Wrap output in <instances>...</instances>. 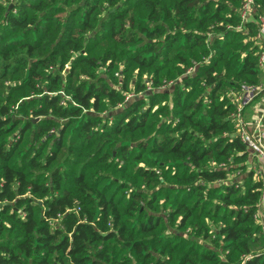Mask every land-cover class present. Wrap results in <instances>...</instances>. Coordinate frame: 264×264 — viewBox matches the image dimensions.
Wrapping results in <instances>:
<instances>
[{
  "label": "trees",
  "instance_id": "16d2710c",
  "mask_svg": "<svg viewBox=\"0 0 264 264\" xmlns=\"http://www.w3.org/2000/svg\"><path fill=\"white\" fill-rule=\"evenodd\" d=\"M245 2L0 0V264H264Z\"/></svg>",
  "mask_w": 264,
  "mask_h": 264
},
{
  "label": "built area",
  "instance_id": "2783aa9c",
  "mask_svg": "<svg viewBox=\"0 0 264 264\" xmlns=\"http://www.w3.org/2000/svg\"><path fill=\"white\" fill-rule=\"evenodd\" d=\"M253 0H246L242 7V17H244L251 9ZM259 32L258 36H263L264 38V13L259 16ZM260 64H264V51L260 55ZM264 87V86H262ZM259 92L258 88L247 87L243 93L235 96V101L237 102L236 110L231 113L234 120L238 122L239 125V136L240 139L246 143L249 147L251 153L257 158L255 165L256 172H259L263 179V186L260 195L259 212L254 214L256 219L261 220L260 214L264 215V123L257 129L256 132L251 133L244 126V106L252 101V98Z\"/></svg>",
  "mask_w": 264,
  "mask_h": 264
},
{
  "label": "crops",
  "instance_id": "0c3cea01",
  "mask_svg": "<svg viewBox=\"0 0 264 264\" xmlns=\"http://www.w3.org/2000/svg\"><path fill=\"white\" fill-rule=\"evenodd\" d=\"M264 72V66H263ZM264 86V73L263 85ZM264 123V91L258 94L254 100L244 106V126L245 128L254 133ZM254 156V155H253ZM257 160V158H256Z\"/></svg>",
  "mask_w": 264,
  "mask_h": 264
},
{
  "label": "rangeland",
  "instance_id": "374dc122",
  "mask_svg": "<svg viewBox=\"0 0 264 264\" xmlns=\"http://www.w3.org/2000/svg\"><path fill=\"white\" fill-rule=\"evenodd\" d=\"M248 14V13H247ZM247 14L244 16V17H246L247 16Z\"/></svg>",
  "mask_w": 264,
  "mask_h": 264
}]
</instances>
